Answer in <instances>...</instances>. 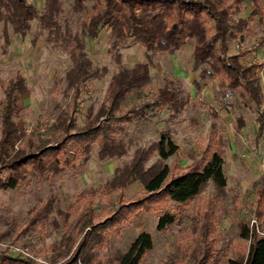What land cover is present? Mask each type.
<instances>
[{"label":"trees","instance_id":"16d2710c","mask_svg":"<svg viewBox=\"0 0 264 264\" xmlns=\"http://www.w3.org/2000/svg\"><path fill=\"white\" fill-rule=\"evenodd\" d=\"M43 9L38 11L33 1L0 0V39L8 46L10 28L15 35L25 37L31 31V24L37 22L40 32L35 40L45 35L67 54L71 67L65 74V92L71 96L70 110H61L49 126L56 135L43 136L40 129L27 132L20 115L24 109L22 99L28 88L25 78L17 71L3 85L4 103L0 112V192L17 190L31 178L58 176L73 171L81 162L89 159L94 146L100 161L121 159L127 153L125 142L119 137L124 126L132 122H149L152 116L167 110L174 118L190 103L188 97H181L171 82L157 91L150 101L134 104L126 110L123 106L127 97L144 89L151 82L150 67L155 56L174 55L189 40L192 49V69L198 72V81H215L220 96L227 98L236 93L240 104L253 109L257 126L255 144L264 135V94L259 73L264 62L244 63L249 50L228 54L230 43L239 39L246 31L249 19L241 17L243 3L249 1L253 11L251 17L264 18L262 0H71L74 13H81L92 2L91 13L80 22L79 31L73 32L65 20H61L62 0H43ZM102 30H108L113 42L108 50L117 71L112 74L107 86L103 104L93 113L87 109L82 125L75 115L81 104L80 96L91 81L101 80L107 69L97 68L86 53L85 38L95 40ZM139 45L144 60L131 68L123 65L119 52L122 46ZM198 81L194 82L200 89ZM71 92V94H70ZM214 119L218 114L212 112ZM235 132L245 127L242 115L235 119ZM225 140L213 121L205 147L197 156H191V164L177 167L171 172L164 163L177 153V146L167 133L151 149L138 150L131 162L117 168L110 181L100 190L107 197L118 194L117 209L103 221L93 223L90 217L84 220V227L92 228L88 238L78 243L76 257L70 263L76 264L77 256L89 263V256L102 240L104 234L117 225L129 220L138 212H151L167 203H186L199 196L211 183L218 197H225L227 179L223 172ZM154 150L159 160L151 167L147 161ZM133 184L142 187L140 197L125 201L124 191ZM255 222L240 221L239 236L249 241L247 251L229 261L230 264H264V176L253 184ZM81 193L77 198H91L94 193ZM77 203V202H76ZM51 208L50 200L33 209L32 220L46 216ZM91 209V207H88ZM199 243L202 249L196 252L194 264H220L215 249V223L204 212ZM176 221L173 212L165 211L159 216L157 228ZM211 236V238H209ZM200 245V244H199ZM152 247L151 235L139 233L127 250L116 258L117 264H140L145 253ZM34 264L29 258H20L0 253V264ZM90 264V263H89Z\"/></svg>","mask_w":264,"mask_h":264},{"label":"rangeland","instance_id":"374dc122","mask_svg":"<svg viewBox=\"0 0 264 264\" xmlns=\"http://www.w3.org/2000/svg\"><path fill=\"white\" fill-rule=\"evenodd\" d=\"M38 11L43 9V0H32ZM61 20L68 23L73 31H79V24L91 13L92 2L81 13H74L71 0H62ZM264 10V0H262ZM241 17L249 19L246 31L230 43L228 54L249 50L244 63L264 62V18L251 17L253 11L249 1L243 3ZM1 32V27H0ZM40 32L37 22L31 24V31L25 36L13 34L8 28L9 44L3 46L0 39V112L4 103L3 85L18 71L26 81L27 95L22 99L24 107L20 120L27 132L40 129L43 136L53 141L56 135L49 126L61 110H70L71 96L65 92V74L71 64L67 54L53 43L47 42ZM108 30H102L95 40L85 38L86 53L97 68L105 67L107 74L101 80L91 81L80 96L81 104L75 115L82 125L87 109L95 113L103 104L105 92L117 66L108 50L113 42ZM194 42L189 40L174 55H160L153 58L150 67L151 82L140 91L130 94L123 110L134 104L152 100L157 91L171 82L179 95L188 97L189 104L181 114L172 118L167 110L155 113L149 122H132L124 126V134L119 137L127 146V153L121 159L100 161L97 147L94 146L89 159L81 162L73 171L58 176L31 178L17 190L0 192V253L20 258H29L34 264H64L76 257L78 243L84 236L88 238L92 228L83 226L90 217L94 222L103 221L117 209L118 194L107 197L102 187L111 180L114 171L129 164L138 150H147L156 144L163 133H167L177 146V153L164 161L171 172L177 167L191 164V156H197L205 147L210 125L217 124L225 140L223 172L227 179L225 197H218L210 183L203 192L190 201L180 204L167 203L151 212H138L129 220L109 229L99 245L89 256L90 264H117L116 258L124 253L131 241L141 232L152 238V247L145 253L140 264H194L196 252L202 249L198 239L204 212L214 221L216 237L215 249L220 264L239 254H245L249 241L239 236L240 221L255 222L253 184L264 176V135L256 146L257 126L253 109L240 104L236 93L222 98L215 81H198V72L192 69V49ZM123 65L131 68L144 60L143 49L139 45L120 47ZM259 77L264 94V69ZM198 81L200 89L194 85ZM71 94V92H70ZM212 112L218 114L214 119ZM242 115L245 127L235 132V119ZM147 161L151 167L158 160L154 150ZM94 193L91 198H77L81 193ZM142 187L133 184L124 191L125 201L140 197ZM50 200L51 208L41 219L32 220V210ZM77 202V203H76ZM91 207L89 209L88 207ZM165 211L173 212L176 221L158 229V219ZM211 238V236L209 237ZM200 244V245H199ZM76 264H89L80 258ZM9 264V263H5Z\"/></svg>","mask_w":264,"mask_h":264},{"label":"built area","instance_id":"2783aa9c","mask_svg":"<svg viewBox=\"0 0 264 264\" xmlns=\"http://www.w3.org/2000/svg\"><path fill=\"white\" fill-rule=\"evenodd\" d=\"M29 1H32V0H29Z\"/></svg>","mask_w":264,"mask_h":264},{"label":"crops","instance_id":"0c3cea01","mask_svg":"<svg viewBox=\"0 0 264 264\" xmlns=\"http://www.w3.org/2000/svg\"><path fill=\"white\" fill-rule=\"evenodd\" d=\"M256 138V137H255ZM256 182V181H255Z\"/></svg>","mask_w":264,"mask_h":264}]
</instances>
